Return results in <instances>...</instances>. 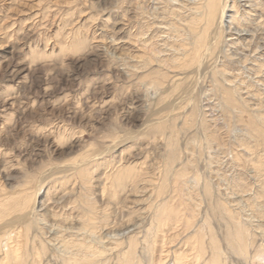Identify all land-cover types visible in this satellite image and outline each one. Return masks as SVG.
Instances as JSON below:
<instances>
[{
	"label": "rangeland",
	"instance_id": "374dc122",
	"mask_svg": "<svg viewBox=\"0 0 264 264\" xmlns=\"http://www.w3.org/2000/svg\"><path fill=\"white\" fill-rule=\"evenodd\" d=\"M236 1L243 15L238 22L257 1L249 17L252 26L264 25V0ZM170 6L167 0H0V241L31 227L29 242L19 243L25 238L19 234L12 240L22 249L12 264H31L28 249L37 233L35 244H49L44 258L53 248L65 249V241L84 238L114 264L136 237L145 261L174 264V254H182L189 264H206L213 233L222 264H264V254L256 256L264 244V142L238 110L224 111L211 74L188 96L193 77L177 90L183 77L177 72L164 85L149 82V75L164 73L159 58L172 57L165 44H179L166 33L165 24L174 20L166 17ZM258 41L262 48L246 63L239 59L243 44L223 46L232 60L221 56L216 66L230 70L231 83H221L263 126L264 74L253 59L264 53V35ZM83 193L96 209L90 231L81 228ZM163 204L164 214H177L171 221L155 218ZM236 224L248 232L247 256L235 254L227 241ZM147 231L157 233L153 254L145 250ZM201 236L207 249L199 257L195 240Z\"/></svg>",
	"mask_w": 264,
	"mask_h": 264
},
{
	"label": "bare ground",
	"instance_id": "6f19581e",
	"mask_svg": "<svg viewBox=\"0 0 264 264\" xmlns=\"http://www.w3.org/2000/svg\"><path fill=\"white\" fill-rule=\"evenodd\" d=\"M171 1H174V0H167L168 6H170L169 4H171ZM235 1L236 0H196V1L193 0L192 2H189V3H186V2L181 3L182 1L180 2L179 0L177 4H171L170 7L172 10H170L169 13L166 12L168 15L165 13L167 15L165 16L171 19H174V20L171 23L168 22L167 24H165L166 33L168 34L169 38L176 37L175 39L179 41L178 42L179 44L177 46L173 44L171 45H168L167 43L165 44L166 46L163 49V51L168 52V53L171 52L172 57H170L169 56L170 54H168L167 57L159 58L160 61L158 60V62L163 70L162 72L164 73H160L159 75L158 74H154L151 76L149 75L150 77L149 82L152 86H156V84L164 85L168 81V79H170L169 77L171 73L174 72L175 74V72H177L175 74L176 76L177 75L183 76L180 82H178V84L173 86L174 89L177 90L178 88H181L180 87L181 85L187 83L186 79L188 78L190 79L191 77H193L195 80V84L193 86L191 85L192 87L191 88L189 87L187 91H185L188 93L187 94L188 96V95H192L196 93L195 90L196 91L199 90V88H196L195 85H199L200 79L204 74L207 76L208 75L210 76L211 74L210 82L212 84V87H214V89H216L217 92H220V94H222L221 98H222V102H224L223 103L224 111L229 112L230 110V113H231V110L233 109L238 110L239 120L247 125V127L250 129V132H252V135L254 137L259 138L260 142H264V129H263L264 125L262 126L256 119H254L252 116L247 114L246 111L243 108H241L242 103L240 105V103L236 100L235 96L233 95L234 89H232V87L225 86L221 83L222 79H225L226 81L231 83V81L228 78V76H230L231 74L230 70L225 68V66L224 68L223 67L217 68L218 66H216L217 61L219 60L218 58H220L221 56H223L225 60H227L228 62L232 60L233 54L231 55L228 54L227 50L223 49V46L231 47V45L236 46L238 44H241V45L243 44V53H242L243 55L241 54H240L241 56L239 55L240 56L239 59L241 63H246L247 61H249V59L251 58L250 56L251 54L249 53L257 52L260 48H262L261 43L258 41V39H261V37L264 35V25L262 24L263 22L261 24L257 23L255 26L253 25L254 26L253 27L252 21L250 20V17H249L250 13H252L251 12L252 9L253 11L257 9L256 4H255V2L257 1L254 2L253 0H247V2H250V1H253V2H250V4L247 5L249 8L248 7L244 8V12H247V13H243L246 15L243 18L244 20L242 22H238V20H236L237 17H241L243 15L240 14L241 16H239L238 14L239 10L235 7L236 5ZM233 8L236 9V10L234 9L235 10L234 13L230 12L232 11ZM226 18H229V20L226 21L227 20ZM232 29H235V31H233ZM248 35L250 36L249 39L246 38ZM230 36H231V39L230 40L227 39V37H230ZM244 40L247 41L246 44H244ZM263 46H264V43H263ZM263 54H260V58H262ZM260 58L256 57L253 59L255 62V67H256L255 69L257 73L264 74V68H263L264 64L261 63ZM156 59L157 57L156 58L154 56L150 57L147 61V64L153 63V61ZM213 59H215L214 60L215 66L212 69L213 71L209 73L210 70L206 71V67H207V64L211 62ZM187 85H189V83ZM196 109H197V106H193L192 113H190L189 116L192 117L194 113L196 112ZM261 121L264 122V119ZM161 126L162 125L158 124V127H161ZM170 129H173V128H170ZM170 134L171 136L169 135L170 138H169L168 144L170 147H173L176 143V135H177L175 133V129L171 130ZM172 153H173V150H172ZM175 154H176V151H175ZM81 173L83 174L84 172L81 171ZM122 175L124 176V174ZM118 178L120 179L121 176H119ZM122 179H125V177L121 178V180ZM88 195L84 194L81 196V200L83 203L82 212L84 214L81 228H84L85 231L93 230L94 229L93 225L96 224L95 220H94L95 223H93L92 221L95 218V213H94V210H96L94 209L95 204L93 203V199ZM164 206L165 205L163 204L162 207L157 208L155 218L159 221H163L165 219L166 221L167 220L171 221V219L176 217L177 214L176 212L164 214L161 211L162 210L161 208H164ZM34 211H36V208L33 209V212ZM25 212L23 214H26ZM33 212L31 211L30 214ZM230 217L234 218V215L230 214ZM237 219H238V216H237ZM22 222H24V219L22 220ZM161 225L165 226L166 224H161ZM30 228L31 227L27 224L25 226V229L23 228L22 230L19 231L20 232L18 233L19 236L20 237L22 236V238L25 237L23 241H18L19 243L29 242L31 234L28 232V230ZM60 229L64 230L66 229V227L60 226ZM77 230L80 231L81 229L80 230L77 229ZM10 231H12V229ZM18 234L17 233L12 234V235L9 234L11 235L10 236L11 238H8V240H3L2 242L0 241V264H12L11 259H15V258H12L14 254L17 253L18 250H22L20 247L21 246L20 244L18 247L19 249L12 246V242H13L12 240L15 239V237H18ZM37 234L34 237L35 239L32 241L33 248L28 249L29 255L30 256L32 255V260L30 262L31 264H42L45 261L47 262L45 264H108V261L106 257L104 256L105 254L104 251L97 250L96 248L93 247V245L88 243L91 241L87 240L88 241L87 242L84 238L75 239L73 241L67 240L64 242L65 245H63L65 246V249L60 250L59 252V250L57 251L56 248H53V251L51 252L50 256L48 258H44L46 257L45 256L46 248L47 246L49 248V244L48 242L43 241L41 239H39L40 240L39 246L35 244V242H37L36 241L37 237H40ZM227 234H228L227 241H229V244L232 246L233 252H235V254L238 253L240 255L247 256V249L249 246L248 232L243 227V224L241 225L236 224V228L235 229L232 228V230L229 231V233ZM251 234L253 233L251 232ZM144 236H145L144 240L146 241L145 243L148 246L147 247L145 246L147 249L145 248L143 249L153 254V250H155V247H153L154 242H155L154 238L157 237V233L154 231H151V232L147 231V233ZM9 239H11L10 241L11 244L9 243ZM201 239H202V236L195 240L196 244H198L197 251H198L199 257H202L203 255H205V252L207 249V247L205 246L206 245L205 242L203 243ZM52 240L53 239H51V241ZM61 240L64 241V239H61ZM209 242L211 245V255L209 256V259L206 260V264H222L224 262L223 250H222L220 242L217 241L213 233L211 234V238ZM140 244H141V240L139 238L130 237L129 240L127 241V246L125 247L126 249L124 248L118 254H116L117 257H116V261L114 262V264H157L156 260L152 259L151 257L148 258L149 261H145L144 259H141V256L138 255V249H139ZM116 245L121 246V243L119 241H116ZM33 251H35L34 254H33ZM260 254L262 255L264 254V244L260 245V249L256 253V256L257 255L259 256ZM39 256L42 259L44 258L42 262L38 259L40 258ZM173 262L174 264H189L187 261V258H185V256L182 254H174ZM20 264H23L22 261H20ZM258 264H261V263H258Z\"/></svg>",
	"mask_w": 264,
	"mask_h": 264
}]
</instances>
